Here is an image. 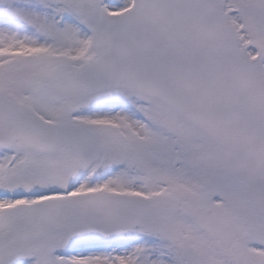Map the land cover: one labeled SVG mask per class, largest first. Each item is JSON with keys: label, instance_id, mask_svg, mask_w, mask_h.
Segmentation results:
<instances>
[{"label": "snow or ice", "instance_id": "obj_1", "mask_svg": "<svg viewBox=\"0 0 264 264\" xmlns=\"http://www.w3.org/2000/svg\"><path fill=\"white\" fill-rule=\"evenodd\" d=\"M0 264H264V0H0Z\"/></svg>", "mask_w": 264, "mask_h": 264}]
</instances>
